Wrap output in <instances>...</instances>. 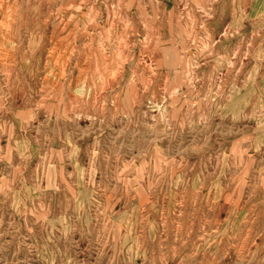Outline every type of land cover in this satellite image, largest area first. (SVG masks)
Returning <instances> with one entry per match:
<instances>
[{
    "label": "rangeland",
    "instance_id": "rangeland-1",
    "mask_svg": "<svg viewBox=\"0 0 264 264\" xmlns=\"http://www.w3.org/2000/svg\"><path fill=\"white\" fill-rule=\"evenodd\" d=\"M0 264H264V0H0Z\"/></svg>",
    "mask_w": 264,
    "mask_h": 264
},
{
    "label": "bare ground",
    "instance_id": "bare-ground-1",
    "mask_svg": "<svg viewBox=\"0 0 264 264\" xmlns=\"http://www.w3.org/2000/svg\"><path fill=\"white\" fill-rule=\"evenodd\" d=\"M80 1H81V0H80ZM78 8H79V7H78ZM87 11H88V10H87ZM84 15H85V14H84ZM56 17H57V16H56ZM56 20H57V19H56ZM55 22H56V21H55ZM87 24H88V23H87ZM83 27H84V26H83ZM123 42H124V40H123ZM205 45H206V44H205ZM205 47H206V46H205ZM116 48H117V47H116ZM124 48H125V45H124ZM2 53H3V52H2ZM116 55H117V54H116ZM65 58H66V57H65ZM57 69H58V68H57ZM59 69H60V68H59ZM108 70H109V69H108ZM61 71H62V70H61ZM61 71H60V72H61ZM60 72H59V73H60ZM59 73H58V74H59ZM60 74H61V73H60ZM111 75H112V74H111ZM98 90H99V89H98ZM79 100H80V99H79ZM157 113H158V112H157Z\"/></svg>",
    "mask_w": 264,
    "mask_h": 264
}]
</instances>
